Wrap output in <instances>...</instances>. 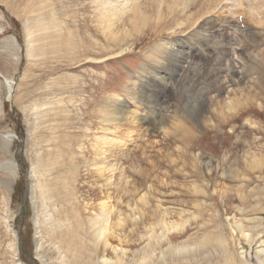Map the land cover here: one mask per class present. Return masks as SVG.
<instances>
[{"label": "rangeland", "instance_id": "rangeland-1", "mask_svg": "<svg viewBox=\"0 0 264 264\" xmlns=\"http://www.w3.org/2000/svg\"><path fill=\"white\" fill-rule=\"evenodd\" d=\"M160 1L135 2L155 15L138 30L126 0H0V264H64L62 232L74 256L99 264H137L146 250L151 264H181L216 234L237 263L264 260V0H193L184 24L166 16L158 33ZM197 9L209 10L204 34L229 54L193 40L177 70L155 46L183 49ZM51 18L105 56L60 55L51 35L40 42ZM108 96L135 115L103 122ZM101 135L118 146L101 153ZM102 202L112 211L99 236ZM213 257L201 263L231 261Z\"/></svg>", "mask_w": 264, "mask_h": 264}, {"label": "bare ground", "instance_id": "bare-ground-1", "mask_svg": "<svg viewBox=\"0 0 264 264\" xmlns=\"http://www.w3.org/2000/svg\"><path fill=\"white\" fill-rule=\"evenodd\" d=\"M126 1H127V4L130 3V5H129L130 6V10H133V14H134L133 15V19L137 22L134 25L135 29L140 30V29L148 26L152 19H155V15L154 14L150 13V14L145 15V11L140 10L139 4H138V6H134L135 2L137 3V1H139V0H126ZM165 1H167V0H161L160 1L159 9H157L158 11L160 10V6ZM192 1L193 0H173V1L168 0V2H165L164 3L165 8H166L165 9V13L163 15L159 16L156 19L157 21L155 22L154 26L152 25L153 29H155L154 31L158 32V31H162L164 28H166V26L168 25V24H166V21H168V20H165L166 16H171V18L168 21V23L170 21H174L175 23L177 22L176 23L177 26H180V25L184 24V22L180 21V19L183 18V12L185 11L186 8H188L191 5L190 3ZM211 4H212V2H211ZM207 6H208V4H207ZM212 6H213V4H212ZM179 8H180V10L178 11ZM256 10L258 11V6H257ZM208 11H204L202 9H197V14H192L191 13V16H189L187 18L188 20H187L186 23L189 26L192 27L195 24L197 26L195 27V29H193V31H191V35L193 36L192 37L193 39L192 40L186 39V41H184L182 43V48L183 49H177V50L173 49V50L170 51V49H167V48L163 47V45L162 46L161 45L155 46V48L160 49V51H161L162 55L160 56V58L164 59L165 58V54H167V56H166L167 64L175 66L176 69L178 70L180 67H182L181 66L182 62L184 60H186V59H183L182 62H181V58L184 55V49L190 50V49H193L194 47H196V45H194L192 43V41L194 40L198 45L201 44V46H202V47L200 46L201 48L204 47V44H206L209 47H213L215 49V50L214 49L213 50L216 51V53L220 55V59L223 60L229 54L228 51H227L228 48L226 46V42L227 41L226 40L219 41L218 37L214 40L212 38V36L209 34L211 36V38H212V39H210V38H207L208 35L204 34L205 31H207V29H205L204 26L209 24V20H207V19L201 20V19L204 17L203 15H205V13L208 12ZM175 12H177V13L175 14ZM162 20H163L164 23H162ZM199 21H201V22L199 24H197ZM40 25H41L42 33H41V35H39L37 37V39L40 42H45L47 40L46 38L48 37L47 35H51V36H54L55 38H57L55 40V43L52 44L51 48L55 47L56 51L59 52L60 55H61V52L62 53L64 52L67 56H69V54H70L71 56L78 57L79 56L78 53H79L80 55L82 54L81 56H79V58L80 57H84L86 59L90 58V57H92V58H101V56H105V53H102L100 50H98V48H94L98 52H95V51L93 52V50H89L91 48L86 47V46H84V48H83L82 47V42H81V40L78 37L76 38V37L73 36L71 38L72 35H70L68 32L67 33L65 31L62 32V30H61V28H62L61 26L62 25L60 24L58 19L55 20V18H51V22H47V23L41 22ZM158 29H162V30H158ZM115 33H118V31L115 32ZM31 37H32V35H31ZM213 37L215 38L216 36H213ZM37 39H36V37H34L31 40L30 43L35 42ZM52 39H53V37H52ZM228 43L230 44L229 40H228ZM204 51H206V50H204ZM97 53H100V54L98 55ZM209 53H210V51H209ZM209 53H207V57H209V55H210ZM96 54H97V56H96ZM79 61H81V60H79ZM173 61H174V63H173ZM9 87H12V86H9ZM140 94H142V93H140ZM114 98L116 99V101H120V100H118L119 95L116 94L114 96ZM230 103H231L230 106H232V108H236L239 103L242 104L241 101L237 100V99H235L234 101L231 100ZM97 110H98L97 114H100L102 116L101 117L102 121L103 122L104 121H108L110 123H114L116 120H126L128 115H130V114L131 115H135V111L130 110L128 108V106H126V104H119V103H117L115 101L112 102L110 96H108V98L106 97L105 102L101 103V105L98 107ZM117 115H121L120 116L121 118H116ZM150 119L151 118H149L148 120H150ZM96 139H97V141L95 143L96 146H97L96 149L99 150L101 153H105V151L107 150V149L104 148L106 144L108 145L109 150H112L114 148V146H116V145L118 146V144H116V142L114 140H112L110 137H106V136L101 135V136L96 137ZM101 158H102V156H101ZM40 159L43 161L42 157H40ZM40 165H41V163H40ZM43 166L44 167L46 166V162H43ZM97 166H98V164H97ZM103 169H104V167H103ZM43 173L46 174V171H43ZM109 180L110 179H108V182H109ZM34 187L36 188V190H39L40 196L43 199V204H45V192H46L45 191V186L41 183V181L38 180V183ZM100 205H101V207L100 208L98 207L99 208L98 211L95 212V220H94L95 225L98 226L96 231H95V233H97V235H99V236H101L104 233V226H100L98 223H105V221L108 220L110 212L112 211V209L110 210L111 204H109L108 202H102ZM55 227L56 226L54 224L53 226H51L50 229L54 230ZM245 231H246V229H244L243 227L240 229V232L242 234H244ZM249 236H250V234H244L245 239L249 238ZM61 239H62V241H63V239L64 240H68V244H67L66 247L60 246V248L62 249L63 252L68 251L67 259H66V262L64 264H99L93 258L92 254L88 255L87 259L86 258H81V257H76V256L73 255V252L75 253L76 251L73 249V244L69 243V242H71V239L69 237L68 232H62L61 233ZM53 241L61 242V241L57 240L56 236H54ZM186 245L187 244H184L182 246H186ZM41 247H42V243L40 242L39 245H38V251H37V255H39L40 257L42 256V254L40 252ZM181 248L182 247H177L176 249L180 250ZM90 252H95V251L92 249V250H90ZM214 253L215 254H220V255H223V256H228V258L231 260L230 261L231 263L228 262V264H239V263H237L235 261V259H233V256L229 253V248L227 246V243H226L225 239L223 237L219 236L218 234H216V236L211 238V239H207L206 241H202V243H200L198 245V252H196L195 254H193L190 257H186V260H182L181 264H203L201 262L206 263L208 261H211L214 258L213 257ZM79 255H82V254H79ZM152 255H153V251L152 250H150V251L146 250L145 253H144L143 258L140 259V261H138L137 264H151L152 263V261H151ZM63 257L64 258L66 257V255L64 253H63ZM103 262L106 263V264H123L122 259H120V258H118L115 261L106 260L105 258H103ZM44 264H50V263H47L45 261ZM261 264H264V260H262V259H261Z\"/></svg>", "mask_w": 264, "mask_h": 264}, {"label": "water", "instance_id": "water-1", "mask_svg": "<svg viewBox=\"0 0 264 264\" xmlns=\"http://www.w3.org/2000/svg\"><path fill=\"white\" fill-rule=\"evenodd\" d=\"M24 203H25V198L22 199L21 214H23L24 211Z\"/></svg>", "mask_w": 264, "mask_h": 264}]
</instances>
